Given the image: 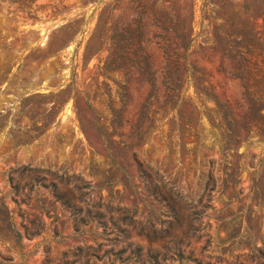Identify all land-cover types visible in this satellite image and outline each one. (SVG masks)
<instances>
[{"label":"rangeland","instance_id":"rangeland-1","mask_svg":"<svg viewBox=\"0 0 264 264\" xmlns=\"http://www.w3.org/2000/svg\"><path fill=\"white\" fill-rule=\"evenodd\" d=\"M21 1L0 0V264H264V140L222 145L228 113L264 112V0Z\"/></svg>","mask_w":264,"mask_h":264},{"label":"trees","instance_id":"trees-1","mask_svg":"<svg viewBox=\"0 0 264 264\" xmlns=\"http://www.w3.org/2000/svg\"><path fill=\"white\" fill-rule=\"evenodd\" d=\"M30 1V3H29ZM33 0H23L19 3V9L23 11H28L31 12V4ZM141 40L134 41V43L130 44V49L132 52L128 51L124 53L120 57V66H124L125 68H131L134 66H141V63H139V57L137 56V48L141 49ZM118 57L117 52H109V59L110 57ZM109 61V60H108ZM107 61V63H109ZM167 63L171 62L173 71L176 70L177 67V60L176 58H167L166 59ZM144 67H147L146 61H144ZM111 71H116L115 69H107V66L103 67V72L102 74L106 76V74H109ZM199 93H202L203 91L201 88L196 87ZM178 91V87L172 88L171 89V94L172 97L175 95V93ZM175 104H171L170 102H167L164 106V112L167 113L169 110H173L175 107ZM253 110V109H252ZM251 109L249 108V111L246 115H242L241 118L242 120L239 122H236L234 118L231 117V115L228 113L227 114V121L229 122V126L227 127V130H223L222 133V145L225 150L230 149V143H237V142H244L247 143L253 138H257L260 140H264V112L260 111L258 107H256L253 112H250ZM250 112V113H249ZM239 128V132L235 130V128ZM16 235L19 236V232L15 231ZM139 250V249H137ZM121 252L117 251L114 253V258L112 261H120L123 264H133L131 260H129V257L123 258L121 255H119ZM181 256V253L179 254Z\"/></svg>","mask_w":264,"mask_h":264}]
</instances>
